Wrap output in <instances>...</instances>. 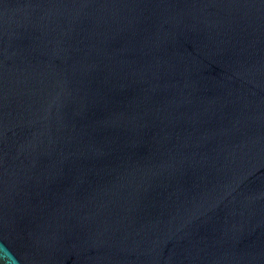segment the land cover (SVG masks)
<instances>
[{"label":"water","instance_id":"obj_1","mask_svg":"<svg viewBox=\"0 0 264 264\" xmlns=\"http://www.w3.org/2000/svg\"><path fill=\"white\" fill-rule=\"evenodd\" d=\"M0 264H264V0H0Z\"/></svg>","mask_w":264,"mask_h":264}]
</instances>
